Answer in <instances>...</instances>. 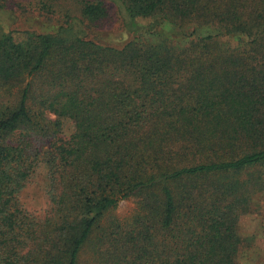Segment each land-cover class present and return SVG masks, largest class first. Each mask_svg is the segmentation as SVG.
<instances>
[{"label":"trees","instance_id":"1","mask_svg":"<svg viewBox=\"0 0 264 264\" xmlns=\"http://www.w3.org/2000/svg\"><path fill=\"white\" fill-rule=\"evenodd\" d=\"M0 10L15 16L0 19V264H235L264 196V0ZM113 17L128 40L104 39ZM25 136L51 139L43 218L21 201Z\"/></svg>","mask_w":264,"mask_h":264},{"label":"rangeland","instance_id":"2","mask_svg":"<svg viewBox=\"0 0 264 264\" xmlns=\"http://www.w3.org/2000/svg\"><path fill=\"white\" fill-rule=\"evenodd\" d=\"M0 19L2 27L7 30L15 21V16L7 10H0ZM20 26H22L20 24ZM121 22L118 18L113 17L104 27V39L111 43H118L130 38L128 32L120 27ZM75 130L72 120L62 119V130L59 137L69 139ZM23 138V134H16L13 140L16 143ZM26 139L31 141L29 154L36 159V167L33 171L30 181L21 193V201L25 208L33 215L43 218L48 215L52 209V205L47 195L48 186V169L44 162V153L49 149L51 139L35 140L33 136ZM37 156V157H36ZM257 211L243 215L240 221V231L244 238L241 252L235 264H262L264 261V196L257 203ZM136 209V199L131 197L122 200L113 209L112 213L119 218L130 216Z\"/></svg>","mask_w":264,"mask_h":264}]
</instances>
